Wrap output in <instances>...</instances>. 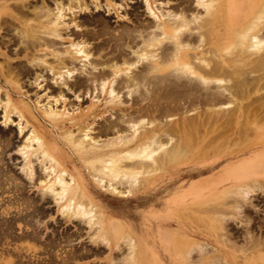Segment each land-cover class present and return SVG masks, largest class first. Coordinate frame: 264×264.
Instances as JSON below:
<instances>
[{"label": "bare ground", "instance_id": "bare-ground-1", "mask_svg": "<svg viewBox=\"0 0 264 264\" xmlns=\"http://www.w3.org/2000/svg\"><path fill=\"white\" fill-rule=\"evenodd\" d=\"M57 1L52 0L53 7L44 0L29 3L30 9L0 0V37L5 29L15 32L25 56L30 49L39 52L55 45L52 38L60 36L65 13V4ZM66 2V10L83 8V2ZM186 3L176 13H167L165 20L124 25L117 33L101 21L99 34L90 36L86 31L49 64L34 55L27 59L60 79L72 72L68 64H73V55L86 59L88 42L110 34L111 55L103 61L110 72L92 74L86 83L75 82L72 87L107 94L112 110L119 105L117 94L122 90L144 104L128 116L119 110L120 119L99 132L105 140L88 137L87 126H80L76 134L64 131L59 138H50L30 107L7 94L0 98L3 123L17 115L19 133L30 123V133L17 148L24 160L23 176L33 181V152L41 170L36 177L38 201L49 198L64 219L88 225L95 247L104 245L119 253L111 255L110 264H264V237L248 227L244 243L238 245L230 242L227 229L229 219L240 217L251 195L264 194V0H193L194 8ZM112 4L108 9L119 11ZM144 4L154 15L149 0ZM136 67L140 69L134 73ZM18 69L8 65L4 71L15 88L21 80ZM64 115L50 108L43 113L54 128ZM231 133H235L234 150L226 153ZM8 146L9 139L0 135V264H53L56 259L74 264L85 258L87 253L74 250L67 237L64 246L54 238L40 241L34 222L44 214L37 199L24 197V184L5 168ZM64 148L79 168L69 169L72 157ZM217 158L228 160L212 168L200 166V161ZM177 166L191 167L195 173L163 187L159 198L164 200L139 212L134 221L105 213L85 178L99 189L129 197L153 189L157 180L170 175L168 169Z\"/></svg>", "mask_w": 264, "mask_h": 264}, {"label": "rangeland", "instance_id": "rangeland-1", "mask_svg": "<svg viewBox=\"0 0 264 264\" xmlns=\"http://www.w3.org/2000/svg\"><path fill=\"white\" fill-rule=\"evenodd\" d=\"M5 1L10 6L11 4L16 5L21 3V5L26 4V7H28L29 5L32 6V4L34 5L35 3L40 4L42 0ZM44 1L49 7H53L52 0ZM60 1L63 2V5L65 4V10H63L65 13H62V16L64 17H62V23L59 25V35L61 37L58 36L59 38L57 37V39L56 37L52 38L53 41H55V45L49 46L50 48H44V46L39 52H35L30 49L31 56L34 55L39 58L42 57V59H46L47 64L53 62L54 55H59V57H62L64 50L68 49L71 43L78 42L85 35V33H87L86 31H88L87 34H89L90 36H96L97 34H99L101 32L100 29L102 27V24L98 23H101V21L102 23L107 25V28L110 32L117 33L118 30L123 28L124 25L132 27L133 25H138L137 22H142V24L144 22L146 24L152 23L155 20H165L167 13L174 14L178 10L177 7L180 6L179 8H181L187 4L186 0H149L150 7L152 8V11L154 13V15H150L149 13H147L148 11L146 10L144 0H100L101 3L98 0H77L79 4L83 2L84 9L85 7H87L85 10L82 8L80 12L78 11V9H74L75 6L72 7L71 11L68 9L66 10V8L68 7V4H66V0H58L57 2ZM109 1H111L113 4ZM188 1V6L194 8V3H192L193 0ZM97 4L99 5L98 8ZM102 4H105L104 6H106V8L103 7ZM107 4L118 6L119 11L114 10V8H112L113 6H109V9H111L109 10ZM93 5L96 7H94ZM30 6L29 8L31 9L32 7ZM115 11L118 13H116ZM86 21H88V23ZM5 30L1 33L0 37V69L3 70H0V98L3 99L2 96L5 97L4 94H7L13 101H22L26 103L30 107L33 115L36 117L38 122L48 131L50 138H59V136L62 135L64 131H70L76 134L78 131L77 129L80 126H87L89 129L88 137L91 136V138L93 139L96 138L100 141H103L106 139V136L104 138V135H102V133H100L99 135V132L103 131L105 127L107 128V126L112 121L115 122L120 119L121 113L118 112L119 110L126 114V116H128V114H133L137 107L139 108L143 106L144 103L137 104L136 102L131 100L132 97L127 95L126 90H122L117 94V96H119V105L116 106L114 110H112V106L108 104L109 98L107 94L105 95V93L99 92L98 89L93 91L91 87H88V90L83 87L82 89L74 88L75 86L72 87V83L75 82L86 83V80H88L87 78H89L92 74L94 75L110 72V70H108L109 67H105V62H103L104 60L106 61V59L111 55L110 49L112 48V41L109 38L110 34L108 35V37L107 34H103L102 36L99 35L100 37L98 38L90 40L88 42L90 55L86 59L78 54H76V56L73 55V64H68V66L70 65L69 70H71L72 72L64 74L59 79V76H54V74L51 71L46 70V68L44 69L43 67L40 68L31 66L28 63V60H31L30 58L32 57L30 55L25 56L24 46L23 44L19 43V39L16 36L15 32L12 31V33L11 31H6L5 33ZM106 45L109 47H107ZM65 55L68 54H64V56ZM99 61L102 62V65H100L101 62ZM66 62L68 63V60ZM8 65H10L12 68H15L16 70L18 68L20 69H18V71L21 72L20 74L22 76L20 75V87L18 86V88L12 86L8 82L7 78L5 79L6 74L4 71L7 69ZM137 68L138 67H136L135 70L133 68L132 71L135 73L136 70L140 69ZM2 73L5 74V76ZM36 75L38 77H36ZM35 78L37 80H35ZM55 78H57V80ZM48 108H50L52 111L57 112L58 114H65L60 118L58 128H54L51 123L47 121L45 116H43L44 111L46 112V109ZM41 110L43 111V113ZM3 112L4 111L0 107V135H4L9 139V146L5 152V155L3 156L4 166L8 169L9 172L11 171L10 173L13 174L16 178H19L18 181L24 184V189L22 190L24 193V197L33 200L37 199L36 205L44 214V217L34 222V224L37 223L36 225H34V228L38 232L39 238H41L40 241L46 242L48 239L54 238L61 244V246H64L67 244V242H65L67 237L68 241H70V246L74 248V250H77L75 248H78L79 253L80 251L81 254H83L84 252L85 254L87 253V258L85 257L82 260H78L74 264H110L112 262V256L114 257L117 255L116 257H118L119 253L110 251L104 245L96 246V248L95 244L93 242L91 243L90 241V237H92L93 234L91 235L92 231L89 230L88 225L86 227V224L83 225L81 223H78L76 220L73 221L72 219L71 221H67L66 219H64V216L61 215V211L59 210L60 207H58L53 201H50L51 199L49 200V198H47V201L45 200L46 202L38 201V193L40 190L38 185L40 181L37 180L36 177L40 175L39 171H41L39 170V162H34L36 158L35 156H33V152H31V165L32 163L34 164V166H32L33 170L35 171L33 181L28 182V178L26 176H23L24 174L22 171L24 160L21 154L18 152V149L20 148L22 142L28 136V133H30L29 131H31L32 129L31 125L30 123L27 124L29 126L26 127V129L24 128L22 133H19V119L17 115L11 114L9 123L5 125L3 123ZM22 122L25 125V121H21V127L24 126ZM146 128L148 129L150 128V126L146 125ZM234 135L235 133H231L227 138L228 144L224 149L226 153L234 150L232 149V146L234 145ZM252 141L253 138L251 139V142ZM64 151L66 154L71 155V153L66 148H64ZM235 155V153H232L231 156L235 157ZM71 157V160L68 161L69 169L73 168L74 166L79 168L80 165L77 162L76 158L72 155ZM228 158H217L214 161H209L206 163L200 161L199 163L200 166L202 164H205L204 166L202 165L205 168H212L222 163L224 160H228ZM167 171L170 172L171 176L164 175L165 177H161L159 180H157L153 189H145L143 192L129 197L113 195L105 188L99 189L93 185L88 177L85 176V178L87 179V187L97 197V200L99 201V204L105 213H107L109 216L123 217L127 220L134 221L139 212L147 211L151 208L152 204H155L156 206V204L164 200L163 198L165 197L159 198L162 196L161 191L163 187L170 185L173 181L184 180L186 179V177L192 176L195 173L192 172L191 167L183 166L170 168ZM8 195L9 194H5L4 196L9 197ZM249 200H251V202H249L246 206H244V209L241 210V213L239 214L240 217L236 216L235 218L234 216L233 218H231L232 220L229 219V222L232 223H228L227 225L228 233L230 234V236H232L231 238L229 237L230 242L232 241V243H235L237 241L236 243L238 245L239 242L241 243V245L244 243L243 236L245 234L243 231H245L244 229L248 227L249 229H251V231L253 230L252 234H255L256 236L258 235L259 237H264V194L257 192L251 195V198ZM245 216L250 218L249 220H247L249 223L245 221ZM247 223L248 225H246ZM177 225L180 228L179 230L182 231V226L180 224ZM16 233L21 234V231L17 230ZM70 246H66V250L71 248ZM85 248H87L86 251ZM92 250L94 251V253ZM99 250L101 252H97ZM88 253L98 254L92 255ZM57 260L60 262L59 259H56L53 264H60ZM114 261L115 259L113 260V262Z\"/></svg>", "mask_w": 264, "mask_h": 264}]
</instances>
